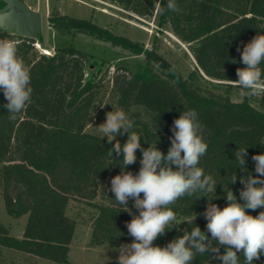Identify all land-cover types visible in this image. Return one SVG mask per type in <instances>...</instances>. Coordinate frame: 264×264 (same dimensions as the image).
<instances>
[{
	"label": "trees",
	"instance_id": "obj_1",
	"mask_svg": "<svg viewBox=\"0 0 264 264\" xmlns=\"http://www.w3.org/2000/svg\"><path fill=\"white\" fill-rule=\"evenodd\" d=\"M110 1L140 16L157 15L159 24H168L189 44L197 62L184 76L155 47L147 48L91 19L58 12L48 18L59 31L87 34L144 55L143 61L136 60L134 64L120 61L113 76L117 106L134 122L130 132L140 135L142 148L156 143L167 154L173 121L185 110L198 113L208 145L199 167L214 177L217 186L208 197L186 196L171 206L180 221L154 241V245L163 247L182 236L184 230L191 232L192 227L206 231L207 204L211 201L224 208L227 188L243 203L239 197L244 187L240 178L257 175L252 156L264 154V111L253 106L247 96L242 101L232 100L226 83L216 85L218 90L209 89L205 83H210L208 77L238 79L236 69L245 67L241 63L244 45L264 34V0H176L180 12L168 11L167 0ZM161 8L165 10L161 12ZM35 36L25 37L0 28V39L18 42L17 55L30 69L33 89L30 101L15 120L9 119L3 107L8 101L0 90V193L8 214L28 215L21 237L13 236L0 222V246L69 264L76 229L75 219L67 214L72 197L91 201L99 193V184L105 182L102 196L107 203L98 206L93 217V245L130 244L133 237L128 235L126 224L138 214L123 211L111 191V179L121 173L123 159V153L118 156L114 151L109 156L116 141L110 144L108 138L86 130L100 92L97 81L85 78L89 53L72 43L57 46L53 54L40 53L34 44ZM127 139L128 133H124L121 146ZM238 147H247L245 170L235 160ZM141 157L137 150L136 162L125 171L138 173ZM233 173L237 176L235 184L228 182ZM246 211L256 216L264 208ZM106 264H118L117 258ZM193 264L220 261L205 253L197 254ZM240 264H244L242 254Z\"/></svg>",
	"mask_w": 264,
	"mask_h": 264
},
{
	"label": "clouds",
	"instance_id": "obj_2",
	"mask_svg": "<svg viewBox=\"0 0 264 264\" xmlns=\"http://www.w3.org/2000/svg\"><path fill=\"white\" fill-rule=\"evenodd\" d=\"M166 9L181 11L176 0H167ZM164 10L160 9L161 12ZM17 45L15 40L0 39V90L8 101L3 107L7 109L10 120H15L17 114L25 109L33 91L30 69L17 55ZM241 63L245 67L237 68L238 79L230 82L246 90L244 94L247 96L264 92V68L261 67L264 63V34L254 36L244 45ZM133 127L134 122L123 110L107 112L105 122L97 127L110 144L118 134L128 133L123 146L116 141L108 151L111 157L113 151L118 156L123 153L121 173L111 179L115 201L123 206V211L131 214L128 207L131 199L139 211V215L133 216L126 224L128 235L133 237L132 242L115 249L119 252L118 264H193L197 254L205 253L211 254L220 264H240V254L244 264H254L259 260L264 255V211L253 216L246 210L264 208V154L252 156L257 175L240 178L244 187L239 197L243 203L237 201L232 190L224 189L227 200L224 208L211 201L207 204L204 212L206 231L199 226L192 227L191 232L184 230L182 236L161 247L154 245V241L171 229L169 226L176 220L171 206L186 196L199 199L208 197V193L214 194L217 182L199 167L208 145L194 109L183 111L173 121V136L167 154L159 150L156 143L142 148L140 135L130 132ZM246 148L238 147L234 152L241 170H245ZM137 150L142 153L141 167L138 173L133 174L125 169L136 162ZM236 180L233 173L228 182L235 184ZM221 247L224 248L223 253Z\"/></svg>",
	"mask_w": 264,
	"mask_h": 264
},
{
	"label": "rangeland",
	"instance_id": "obj_3",
	"mask_svg": "<svg viewBox=\"0 0 264 264\" xmlns=\"http://www.w3.org/2000/svg\"><path fill=\"white\" fill-rule=\"evenodd\" d=\"M33 9L43 15V24L36 37L35 47L40 53L53 54L56 47L66 43L86 51L90 55L87 63L85 78H92L99 83L100 92L96 100V109L92 112L86 130L102 136L98 126L105 122L106 113L121 110L116 103L117 94L114 89L113 76L116 66L120 61L134 64L136 60L143 61L144 55H136L120 46L99 40L83 33H65L50 25L48 18L54 13L67 14L75 17L91 19L100 26L110 29L116 34H121L144 44L145 47H155L157 52L176 66L186 76L197 66V62L190 50L188 43L182 41L168 24L161 25L157 15L140 16L121 5L110 0H24ZM1 6V5H0ZM7 30L3 27H0ZM10 31V30H7ZM210 83H205L209 89H216L219 83L230 85L232 100L242 101L245 95L243 90L235 83L226 80L209 78ZM251 104L264 111V92L256 96H247ZM122 131V130H121ZM106 137V136H105ZM122 135H117L114 141H120ZM107 138V137H106ZM105 182L99 184V193L91 201L72 197L67 206V214L75 219L76 229L70 245L69 264H106L119 256V246L110 244H91V231L93 217L98 213V206L106 204L102 196ZM132 213L139 211L130 206ZM201 216V214H198ZM27 214L14 217L8 214L4 199L0 193V222L9 232L16 237H21L27 221ZM180 219L175 220V222ZM174 222V223H175ZM0 264H58L48 259L31 254L15 251L0 246ZM254 264H264V258L255 260Z\"/></svg>",
	"mask_w": 264,
	"mask_h": 264
},
{
	"label": "water",
	"instance_id": "obj_4",
	"mask_svg": "<svg viewBox=\"0 0 264 264\" xmlns=\"http://www.w3.org/2000/svg\"><path fill=\"white\" fill-rule=\"evenodd\" d=\"M0 27L25 37H34L41 29L43 15L24 0H0Z\"/></svg>",
	"mask_w": 264,
	"mask_h": 264
},
{
	"label": "flooded vegetation",
	"instance_id": "obj_5",
	"mask_svg": "<svg viewBox=\"0 0 264 264\" xmlns=\"http://www.w3.org/2000/svg\"><path fill=\"white\" fill-rule=\"evenodd\" d=\"M2 5H3V4H2ZM2 5H1V6H2ZM1 6H0V7H1Z\"/></svg>",
	"mask_w": 264,
	"mask_h": 264
}]
</instances>
